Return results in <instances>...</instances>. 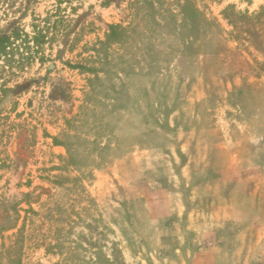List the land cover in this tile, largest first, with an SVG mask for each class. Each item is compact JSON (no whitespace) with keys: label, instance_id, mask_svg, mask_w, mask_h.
Returning a JSON list of instances; mask_svg holds the SVG:
<instances>
[{"label":"rangeland","instance_id":"rangeland-1","mask_svg":"<svg viewBox=\"0 0 264 264\" xmlns=\"http://www.w3.org/2000/svg\"><path fill=\"white\" fill-rule=\"evenodd\" d=\"M11 27L46 37L0 68V264H174L180 236L190 264L171 198L142 192L180 171L154 135L223 123L264 148V87L197 98L220 81L203 77L264 82V0H0Z\"/></svg>","mask_w":264,"mask_h":264},{"label":"crops","instance_id":"crops-1","mask_svg":"<svg viewBox=\"0 0 264 264\" xmlns=\"http://www.w3.org/2000/svg\"><path fill=\"white\" fill-rule=\"evenodd\" d=\"M213 79L220 81L198 99L264 87L262 79L248 73L197 80L211 85ZM176 124L174 133L154 135L161 140L157 147L163 165H168L167 151L174 149V169L179 165L180 171L143 184L150 209L166 201L153 196V186L159 184L161 197L169 196L174 205V235L185 233L192 239L187 241L190 264H264V148L259 139L255 136L247 146H232V135L223 123L210 128ZM180 238L174 264H185L177 260L185 244Z\"/></svg>","mask_w":264,"mask_h":264},{"label":"trees","instance_id":"trees-1","mask_svg":"<svg viewBox=\"0 0 264 264\" xmlns=\"http://www.w3.org/2000/svg\"><path fill=\"white\" fill-rule=\"evenodd\" d=\"M183 20L186 22L191 21V26L195 27V22L197 20V14L196 12H192L191 16L184 17ZM111 33L108 36L109 38H113V36L118 34L119 25H111ZM121 28V27H120ZM24 34V35H23ZM24 36L23 41L24 42H30V39L34 43H37L36 46L39 47L41 43L44 42L46 35L43 33L42 30L40 31H34V36H31L28 33H24V31L20 30L19 28H13L11 27L9 29V33L0 35V68L8 67L11 68L14 65L16 61H13L10 56V50H15V47H17L15 44V40H19ZM194 39V38H193ZM25 48H30V46H26ZM35 58L33 55H29L28 57H24V59L19 60L18 63H16V66L23 65L25 62L29 61V59ZM1 61L4 62V65H1ZM5 84H1V87L3 88ZM2 92V91H1Z\"/></svg>","mask_w":264,"mask_h":264}]
</instances>
